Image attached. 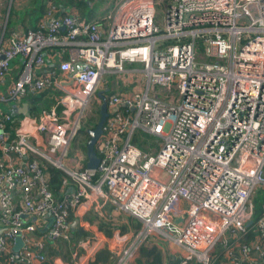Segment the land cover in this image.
<instances>
[{"label":"built area","instance_id":"built-area-1","mask_svg":"<svg viewBox=\"0 0 264 264\" xmlns=\"http://www.w3.org/2000/svg\"><path fill=\"white\" fill-rule=\"evenodd\" d=\"M154 1L119 0L87 21L47 2L33 28L4 36L0 23V84L10 60L21 61L0 100L55 95L11 131V109L0 110V264L44 263L46 244L69 240V215L104 202L139 223L115 232L111 264H137L151 235L182 250L177 264H264V203L252 220L251 202L264 187V0H167L159 27ZM47 48L67 59L37 74ZM126 63L140 66L143 85L104 87L99 160L80 168L85 153L71 157L69 147L84 110L102 74L135 71ZM136 130L160 139L158 148L134 145ZM45 165L62 172L56 195ZM100 247L83 236L69 262L50 264H87Z\"/></svg>","mask_w":264,"mask_h":264},{"label":"rangeland","instance_id":"rangeland-1","mask_svg":"<svg viewBox=\"0 0 264 264\" xmlns=\"http://www.w3.org/2000/svg\"><path fill=\"white\" fill-rule=\"evenodd\" d=\"M118 1L119 0H107V1H105L103 3H101V4H97L96 5V8H97L96 10H97V12H99L97 14V16L101 17V16L105 15L107 12H109V11L111 12V10L114 8L115 4ZM166 2H167V0H155L154 1V10H155L154 21H155V24L158 27L160 26L159 23H160L161 16L163 14ZM19 4L20 3L14 2L13 6H11L10 15H9V23H8L9 27L11 26V24H13L14 21L17 22L21 18V11L20 12L16 11L17 8L19 7ZM7 5H8V7L6 8V11H5L6 13L5 14L8 13L9 4H8V0H4V6L3 7H6ZM31 7H32L31 0H29V2L27 4L21 5V8H25V10H27V9H29ZM5 14H4V11L0 12V21H2L3 18L6 17ZM27 18H28V16L25 15L23 22H25L27 20ZM124 67L126 69H128V70H134V68H135V71L130 72V73H123V74L104 73L100 77V87L104 88V87L107 86V87L110 88L112 84H114L118 89L125 88L126 90H132V89L141 87L143 85L142 82L144 81V78L142 76V72L138 71L140 66L136 65V64H127L126 63V64H124ZM112 87H114V86H112ZM53 98H55V95L53 96ZM98 106H99V104H98L97 98L93 97V99L90 100V102L86 106V109L84 110L83 118H82V121H81V128L82 129H84V130L89 129L94 124V121L96 120V112H97ZM132 138L134 139L135 145L137 147H138L137 144H139V145L142 144L143 150L150 151V153H152V151H154L156 148H158V146L160 144V139H158V138H156L154 136L148 135L146 133H143V132H141L139 130H136L132 134ZM86 140H87L86 135H84L83 133H79L78 137L75 140H73V142H71V144H70L69 156L76 157L79 154V151L76 148L80 149V147L83 144H85ZM142 147L140 149H142ZM262 198H264V187H263V185L258 184L256 186V189H255V192H254L253 196H251L252 206H253V202H254L255 204L258 205V207H260L261 206V202H262ZM253 211H254V209H253ZM124 216H126V215H123V219L126 220ZM128 219H129L128 220L129 222H127V223L130 224L129 225V229L132 230L133 228L136 227L135 226V220L132 217H129V216H128ZM89 225H92V221L88 222V226ZM84 230L86 231V228ZM127 230H128V228L125 227V229L123 230V233L125 231H127ZM153 242H157L162 247H164L162 257L164 259H166L167 258V253H168L167 250H168V248L170 246L172 247L173 245L168 243V241L159 240L153 235L147 236L144 244L149 246L148 244L149 243H153ZM240 242H243L242 238H239V239H237L235 241L236 244H239ZM52 243H53L52 244L53 246L57 243V248L61 252H60L59 255L52 256V259H51V255L48 254V248H47V253H46V258L47 259L44 261V263L45 264H50L53 259H56V258H61L62 259L63 257L64 258L62 260H65V262H69L70 255L68 257L67 254H68L69 250H70V253H71L73 251V249H74V246H72V243H68V245L70 247V249H68V251H66L67 250V246H66V244L63 243V240L57 239V240H54ZM168 244H170V245H168ZM73 245H74V243H73ZM219 250H220V248H216V250L213 253L214 257H215L216 253ZM221 258L219 260L215 261V262L224 263L225 260L221 259ZM143 260L144 259L138 254L137 258H136L137 264H139V263L140 264L141 263L144 264Z\"/></svg>","mask_w":264,"mask_h":264},{"label":"trees","instance_id":"trees-1","mask_svg":"<svg viewBox=\"0 0 264 264\" xmlns=\"http://www.w3.org/2000/svg\"><path fill=\"white\" fill-rule=\"evenodd\" d=\"M22 1L23 0H11L10 1L8 13L6 14V18H5L4 36L7 32L10 31L8 23H9V15H10L11 6H13L14 2L20 3ZM105 1H107V0H31L32 10L31 11L25 10V12L22 11L21 14H22V16H25V15L31 16L32 15V18H30V25L33 28L35 26L34 23L37 20H39L42 17V15L44 14L46 3L52 2L57 8H59L60 14H65L66 12L70 11V12L75 13L79 18L87 21V20H90V19L95 18L97 16V14L99 12H97V10H96L97 9L96 5L101 4ZM28 2H29V0H28ZM2 11H4V14H5V9H3ZM66 59H67V53L65 51L61 52L60 60H66ZM110 92H111L110 90L103 92V96L105 97V99H106V96H108L110 94ZM96 98L98 99L97 96H96ZM53 103H54L53 95L51 96L50 92L48 91V93L44 94L41 97V99H39L36 102L29 105V113L30 114H36L40 109H48ZM59 108L60 107H57L56 109L59 110ZM20 117H21V115L12 114L13 121L11 123L7 124V129L9 131H11V127L14 128L18 125V120ZM97 119H98V109L96 112V120L94 121V124L96 123ZM94 124L90 128H92L94 126ZM79 133H83L88 138V135L84 129L80 128V130L78 131V135H79ZM76 138L77 137H75L73 140H75ZM131 142L135 145L134 139L132 137H131ZM137 145L139 148L142 147V144H140L141 146L139 144H137ZM94 149L96 152L97 151L96 150V144L94 146ZM80 150L83 154L85 153V144H83L80 147ZM142 150H143V147H142ZM84 164H85L84 162L81 163L80 168H83ZM45 168H46V171L50 175L49 188L52 191V193L54 195H56L57 194V188L59 185V181H60V178L62 177V172L60 170L55 169L53 167H50L48 165H45ZM96 177L97 176H95V178ZM263 203H264V198H262L261 204H263ZM253 209H254V211H253L252 220H254L256 217H258V215L260 214V207H258V205L255 204L254 202H253ZM69 219H71V214L69 215ZM86 219L90 222L94 218L93 217H87ZM135 226H136V228L139 226V223L137 220H135ZM102 227L103 228L104 227L109 228V224L105 225L103 222H99L98 224H96V228L98 230L102 229ZM124 229H125L124 226H120L119 230L122 232ZM103 231H104L105 235L109 234V232H110L108 229H103ZM85 234L86 233L82 230V228L76 224L75 227L70 230L69 240L63 241V243L66 244V246H67L66 251H68V249H70L68 243H72V246H74L73 243H75L77 239L84 236ZM250 237H251V234L249 233L248 236H246V240H248ZM47 248H48V254L51 255V257L55 256V255H59L61 252L57 248V243L54 246L46 244L45 249L47 250ZM69 255H70V250L68 251L67 256L69 257ZM139 255L144 259L143 260L144 264H162V262H163V257H162L161 251L159 250V248H157L153 244L149 245V246H145V245L141 246L139 249ZM215 256H216V258H215L216 261L221 258V255L218 252L216 253ZM106 260H108L107 259V252L103 248L102 250H100L99 252H97L95 254L93 261H91L90 263L95 264L97 262H102V261H106ZM171 262H173L172 264H177L175 260L171 261ZM21 264H24V263H21Z\"/></svg>","mask_w":264,"mask_h":264},{"label":"crops","instance_id":"crops-1","mask_svg":"<svg viewBox=\"0 0 264 264\" xmlns=\"http://www.w3.org/2000/svg\"><path fill=\"white\" fill-rule=\"evenodd\" d=\"M27 1L28 0H23L22 2H20L19 8H17L16 11L25 12V8H21V5L27 4L28 3ZM8 4H9V0H8ZM3 6H4V0H0V12L2 11L3 8L6 11V8L8 7V5L6 7H3ZM27 10L31 11L32 7L27 9ZM5 16H6V14H5ZM27 16H28L27 20L25 22H23L24 16H22V14H21V18L17 22L14 21L13 24H11V26L9 27L10 28L9 30L14 31V30H25V29L32 28V26L30 25V18H32V15L31 16L27 15ZM5 18H3L2 21H0L1 24L4 23V25H5ZM37 21L34 23V25H36ZM61 52H62L61 49H58V48H47V49H45L43 51V57H44L45 62L40 68H38L36 70L37 74H41L44 71H46L48 68L56 66L58 64V62L60 61ZM20 68H21L20 59L18 57L12 58L9 62L8 70L5 74L4 81L2 84H0V95L4 94L7 90V88L10 86V84L15 80ZM46 93H48V89L42 90L38 94L33 95V96L27 95L26 97L19 99L17 101H7V100L2 101V100H0V110L6 111V110L11 109L12 106H14V105L15 106H21L23 103H26L27 107L29 108V105H31L32 103L41 99V97ZM123 215H126V216H124L126 220L123 219ZM128 216L129 215H127L123 212L115 210L108 202H104L102 205H100V210L97 212L92 210V209H89L87 212H85L83 214L82 217H79L75 213L71 214V224H73V222L76 221V223H74V225H73V228L77 224L80 227H82V230L86 233L84 236L92 235V234L95 235L98 238L99 243H101V247L98 249L97 252H99L103 248L107 252V259L108 260L102 261V262H97L95 264H111L112 263V260L110 259L109 254L111 251V245L115 242L114 234H115V232L123 233V231L121 232L119 230L120 226H124V227H127L129 229L130 224L127 223V222H129ZM87 217H93L94 218L92 220V225L88 226L89 221L86 219ZM99 222H103L105 225L109 224V228H107V227L103 228L102 227V229L98 230L96 228V224H98ZM85 228H86V231L88 233L84 230ZM103 229H108L110 231L109 234L105 235ZM164 241H166V240H164ZM168 243H170V242H168ZM153 244H155V246L157 248H159V250L161 251V253L163 255L164 247H162L157 242H153ZM170 244H168V245H170ZM49 245H51V244H49ZM145 246H147V245H145ZM172 247L170 246L168 248L167 258L166 259L163 258L162 264H172L173 262H171V261H174V260L177 263V258L183 253L182 250L180 248H178L177 246L173 245ZM93 257H95V255ZM51 259H52V257H51ZM90 262H88L87 264H91ZM40 264H45V263H40Z\"/></svg>","mask_w":264,"mask_h":264},{"label":"water","instance_id":"water-1","mask_svg":"<svg viewBox=\"0 0 264 264\" xmlns=\"http://www.w3.org/2000/svg\"><path fill=\"white\" fill-rule=\"evenodd\" d=\"M10 3V0H9ZM107 88H102L99 89L95 92V95L99 99V106H98V119L94 126L92 128L86 129L85 132L88 135V138L85 142V168L87 169H95L96 165L98 163V157L96 155L94 146L97 142L98 137L101 134V125L107 115L106 112V100L105 97L103 96V92H106ZM11 113L14 115H21V116H26L29 114V108L27 107L26 103H23L21 106H12L11 108ZM181 217H178L175 219V221H179ZM51 218H49L46 226L43 228V230L50 224ZM76 223V221L71 224V229H73V225ZM251 221L249 220L246 225H249ZM21 245V241L19 238H16L15 244L12 247L13 255L14 257H17V249Z\"/></svg>","mask_w":264,"mask_h":264}]
</instances>
